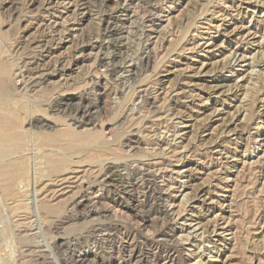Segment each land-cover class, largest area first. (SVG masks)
Masks as SVG:
<instances>
[{
    "label": "rangeland",
    "instance_id": "374dc122",
    "mask_svg": "<svg viewBox=\"0 0 264 264\" xmlns=\"http://www.w3.org/2000/svg\"><path fill=\"white\" fill-rule=\"evenodd\" d=\"M230 4V0H0V95L10 89L12 97L22 99L31 113L36 96L41 101L76 94L82 108L63 115L66 121L84 122L85 108H93L90 124L77 130L97 131L102 139L114 141L113 148H118L126 161L117 164L118 185L109 186L105 179L94 182L93 191L103 199L102 206L110 210L104 220L117 227L141 225L143 236L157 240L165 227L155 221L160 194L171 208V223L178 235L175 245L185 249L183 253L192 264H264V108L260 107L264 103V82L254 100L252 121L244 122L243 113L241 124L232 125L231 133L219 136L213 133L218 128L209 116L212 110H205L207 88L215 67L223 59L230 60L227 56L241 39L232 36L230 43L220 45L225 40L220 35L209 65L201 72L200 64L192 67V60H188V68L179 66L177 59L184 50L183 55L189 58L193 44L205 42L200 40L206 38L207 28L212 27L210 32L218 29L216 13ZM233 5L242 12L235 18L244 19L246 27L250 20L255 21L256 15L244 2L234 0ZM110 23L114 25L112 35L107 29ZM260 33L256 39L262 36ZM258 54L256 59L260 58ZM245 64L234 67L235 81L240 77L238 72L246 69ZM188 74L195 78L185 79ZM239 99L237 95L227 101L234 107L226 111H234ZM76 101L73 103L78 104ZM32 114L33 119L38 116ZM55 128L58 125L48 132ZM135 131L141 145L129 137ZM183 131L187 132V141L183 140ZM214 140L225 144L229 155L214 154L210 149ZM184 148H190L187 156H183ZM246 148V162L236 164ZM145 167L150 168L157 186L149 201L142 185ZM217 170L222 172L217 175ZM90 177L94 179V175ZM136 183L138 188L134 190ZM201 188L203 191L197 194ZM112 196L121 201L117 207L111 203ZM3 205L0 203V264H75L74 259L84 257V264H118L113 263L116 258L123 261L127 257L120 249L124 241L120 235L91 232V225L78 217L85 210H70L59 223L42 220L38 226L30 222L21 229L27 244L23 241L19 245L15 220ZM220 226L230 230L224 232ZM140 257L147 259L144 251Z\"/></svg>",
    "mask_w": 264,
    "mask_h": 264
},
{
    "label": "bare ground",
    "instance_id": "6f19581e",
    "mask_svg": "<svg viewBox=\"0 0 264 264\" xmlns=\"http://www.w3.org/2000/svg\"><path fill=\"white\" fill-rule=\"evenodd\" d=\"M101 1L104 2V0ZM147 1L149 2L150 0ZM230 1L231 4L234 2V0ZM236 1L240 3L244 2V4L247 5L246 9L250 8L251 13L256 15V19L254 18L255 21L253 23L250 20L249 25L246 27L244 19L240 18L238 20V18H235L236 15H240L242 13L241 11H238V7L235 5L231 6V4L230 6L227 5L229 8L223 9L222 11L216 13V17H219L220 19H218V21H220L218 29L210 32L212 27L207 28L206 38L200 40L205 42L203 44L200 42L195 43L196 45L193 44V50L191 49L188 52L191 55L189 58H186L183 55V52H186V50H184L183 52L180 51V53H178L177 55L179 66L185 65L190 68L191 65L188 64L189 62H185L188 60H192V67L200 64L201 66L198 67V69L201 72L204 67L209 65L207 64V61H210V55L212 54L213 47L216 46L217 39L220 35H222L225 39L220 45H222L223 43H230L231 40L229 42V38L232 36H236L238 40L241 39V43L234 47L230 51V55L227 56V58L229 57L230 60L228 62H225L226 60L223 59L224 62H220V64L215 67L214 72L217 75L214 73L212 74V76H210L211 84L207 88L209 93L207 94V109L205 110H212L209 116L212 117V122L216 123L218 128V131H214L213 133L219 136L221 134L231 133V131L234 130L232 128V125L235 126V124H241V120H239V118H241V115L243 113V118L241 119H244V122L252 121L251 119L253 116V105L255 104L254 100L256 94L259 91H262L261 87L263 86L264 82V0L260 1L259 3H256L257 1L255 2L252 0H235V2ZM257 15H259V17ZM108 23L109 22L107 21V24ZM107 29L110 31L111 35L114 34V25L112 23H110V26ZM261 29L262 34L260 33ZM258 33H260V35L262 36L259 37V39H256L255 37ZM193 41L197 42L195 40ZM204 45H206V47L202 48V46ZM252 45L254 47H251ZM205 48L207 49L205 50ZM197 49L199 52L197 51ZM256 53L260 54V58L256 59ZM147 60L149 63L150 60ZM5 62L7 63V61ZM241 63H243V65L247 63L244 66L246 67V69L243 71L240 70V72H238V74L240 73V77L235 81V79L232 78L235 75L234 67H242L240 65ZM222 72L228 73L229 75H222ZM3 73L4 72L2 71L1 75H3ZM184 77L185 79H192L193 76L188 74ZM0 79H2L1 76ZM191 83L193 84V81ZM1 88H3V83H1L0 81V89ZM10 91V89H7L5 90V95H0V203L1 205H6L7 209L12 215V218L15 220V223L13 222V224L15 225V229L18 231L16 238L19 241V245L22 244L23 241L26 242V235H21V229L30 222L36 223V225L38 226L41 225L42 220H46L48 223H59V221H62L66 218L65 216L66 214H69L68 212L70 210L73 212L85 210V212L78 217L86 222V224L91 225L90 230L92 233L98 232V230H103L106 231V233L107 231H109L108 233L112 232V234L120 235L123 238L124 241L120 249H122L124 253H127V257L125 260L122 261L121 259L120 261V259L116 260V256V259L113 261V263L132 264L134 262V264H189L191 262V259H189L187 255H185V253H183L185 249L183 250V247L181 248L180 245H175L176 239H178V235H176L175 227L171 223L172 216H170V205L168 207L167 205H165V198L160 194L158 195L160 198L157 199L159 201V212L157 214L158 217L156 219L153 218V220L155 219V221L161 223V225H164L165 227L164 230L160 231L156 236L157 240L150 241L145 236H143V234L141 233V225L137 227H123L124 225L117 227L113 226L110 223H107L104 220L109 214L110 210H107L104 208V206H102L103 199L98 193L96 194L93 191L94 186H96L94 185V182L99 179L102 181L103 179H105V183L109 186L116 185L119 181V179L116 178L117 174L115 172L117 171V164L122 160L124 161L125 156L124 158H122V152H120L118 148H113L114 141L102 139L99 132L85 130L86 128H83L82 130L80 129L81 131L77 130V128H81L90 124V118L93 108L89 106L85 108V111L83 112L85 114V117L83 119L85 120L84 122H77L72 119L66 121L63 115L70 114L75 111L80 112L82 108L83 103L82 101H80L78 95H58V97H56L55 99L47 98L45 100L42 99L41 101H39L36 96L37 101L34 99L35 103L32 107L34 110L31 109L33 111H31V113H37L38 116H35L36 118L34 117L35 119H33L32 117L34 115L32 114L33 116H31L29 109L28 111L25 109V104L24 102H22V99H14ZM38 93L41 96L42 90ZM237 95H240V102L238 106H236L234 108V111H232L231 113L230 111H226L228 110V108L230 110L232 107H234L233 105L232 107L230 106L231 103L227 104V101L235 100L237 98ZM75 99L79 101L78 104L73 103ZM40 102H43V105L40 104ZM193 105L194 107L198 106L197 103H193ZM184 107H182L181 109L182 114H185L186 112L184 111ZM260 107L263 109L264 103ZM43 110L45 112L48 111L53 116H49V114L45 113ZM257 114L259 115V112H257ZM50 119H53V121L55 122H51ZM56 125H58V128H55L56 130L48 132V130L53 129ZM74 126L75 128H77H73ZM186 133L185 131H183L184 141L186 140ZM136 134L137 133L135 131V133H131L129 137L131 139H137V143H140L141 145L142 142L139 136H137ZM211 134L209 135L211 136ZM261 137H264V134H262ZM189 149L190 148L183 149V156H187V154H189ZM210 149L214 152V154H217V156H220L221 154L229 155V149L226 148L225 144L223 145L221 142H219V140H214ZM246 151L247 148L243 151L242 155L238 156L241 158H237L238 160H236V162L234 161L236 164L243 165L246 162V158L247 156H249V154L247 155ZM232 152L234 151L232 150ZM96 167H98L99 169L95 170ZM217 167H219V165ZM221 172L220 170H217V175ZM151 174L152 172L150 168L145 167L142 176L144 177L142 185L143 192L146 197L145 199L147 201L151 199L150 194H152L154 189H156L155 187H157L156 183H154L153 181V177L151 176ZM91 175H94V179L90 177ZM82 179H86L87 182L83 184L84 181H81ZM218 179L221 180V177H218ZM227 180L228 179H226V181ZM29 188L33 189V191L29 192ZM133 188L134 190L138 188L137 183L133 184ZM202 191V188L197 190V194H200ZM69 196H71V200L68 204L66 203L67 206H65V202ZM181 198H183V195ZM111 203L114 204L113 207H117L121 204V201H118V198H116V196H112ZM134 217L135 219H137L136 216ZM145 220L146 219H143L142 221L144 222ZM135 222L137 223L138 221L135 220ZM220 227L221 228H219V230H222L224 232L230 230L227 227ZM138 239L141 243L138 242ZM6 241H10V239L8 238ZM14 242H16L18 245L17 241ZM173 245H175V247H170ZM142 250L147 256V259L145 260L140 257V255L143 254ZM84 261H86L85 257L74 259L75 264H84ZM193 264H196V262Z\"/></svg>",
    "mask_w": 264,
    "mask_h": 264
}]
</instances>
